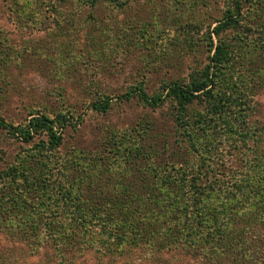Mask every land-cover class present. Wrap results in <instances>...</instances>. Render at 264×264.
<instances>
[{"label":"trees","instance_id":"trees-1","mask_svg":"<svg viewBox=\"0 0 264 264\" xmlns=\"http://www.w3.org/2000/svg\"><path fill=\"white\" fill-rule=\"evenodd\" d=\"M56 1L62 0H53L49 6ZM87 1L93 6L99 0ZM107 1L118 6L125 2ZM253 1H233L210 33L218 36L239 24L247 14L241 2L250 6ZM19 3L18 10L16 0L10 7L31 20L34 0ZM246 29L255 32L253 42L240 33L229 41L218 39L205 65L187 81L164 83L155 94L135 84L119 95L123 100L134 96L150 107L165 100L172 103L182 142L176 161L144 166L134 161L138 156L134 134L128 138L109 135L102 140V148L93 150L64 147V130L81 122L80 113L74 115L65 107L52 109L36 103L17 122L0 114L4 137L22 144L0 170V233L12 243L0 244V264H13L16 251L19 257H44L47 264H72L75 249L114 258L126 248L158 251L165 246L205 259L227 246L232 232L228 223L239 209L244 215L240 232L247 233L252 223H264V148L259 136L246 145L252 136L248 129L253 134L259 130L246 122L252 109L248 104L252 83L244 81L260 79L264 25ZM239 66H244L242 73L237 72L242 74L240 80L232 75ZM110 103L111 97L100 94L87 106L89 111L104 113ZM196 104L202 111H189ZM216 131L220 137L234 133L235 140L240 139L237 148L245 143L240 156L243 169L228 174L213 165L209 155L202 156L212 140H205L201 147L198 141L214 138ZM187 149L197 153L182 155ZM257 256L264 264V246Z\"/></svg>","mask_w":264,"mask_h":264},{"label":"rangeland","instance_id":"rangeland-1","mask_svg":"<svg viewBox=\"0 0 264 264\" xmlns=\"http://www.w3.org/2000/svg\"><path fill=\"white\" fill-rule=\"evenodd\" d=\"M51 1L34 0L32 23L10 7L12 0H0L1 116L11 122L24 120L27 109L36 103L52 109L68 108L74 115L81 114V122L64 130V147L93 150L102 148V140L109 135L128 138L134 134L138 156L133 160L143 166L176 161L181 155L174 106L165 100L150 107L134 96L123 100L119 95L135 84L145 93L155 94L164 83L187 81L193 71L205 65L218 39L229 41L240 33L253 42L255 32L247 30V25H264V0H254L250 6L241 2L246 16L218 36L210 30L235 0H125L121 6L107 0L93 6L87 0H62L50 7ZM16 2L18 10L21 0ZM208 33L211 47L207 45ZM240 69L242 73L244 66L232 73L238 80L242 78L237 73ZM259 73L258 81L244 80L252 83L248 98L252 109L246 122L259 130L253 134L248 129L252 136L246 145L259 136L264 148V66ZM100 94L111 97L109 108L104 113L89 111L87 104ZM191 108L189 111H202L198 104ZM220 135L216 131L214 138L211 135L198 141L201 147L205 140H212L207 150L201 151L202 156L209 155L215 160L211 163L228 174L243 169L240 156L245 143L237 148L240 139L235 140L234 133ZM21 145L5 138L0 130V170ZM195 153L187 149L182 155ZM240 211L228 223L232 232L227 246L209 258L189 256L173 246L158 251L126 248L114 258L75 249L71 251L72 264H260L257 255L264 246V223H252L247 233L240 232L244 216ZM0 244L12 245L1 233ZM18 254L16 251L12 256L13 264L48 263L44 257L24 254L20 258Z\"/></svg>","mask_w":264,"mask_h":264}]
</instances>
